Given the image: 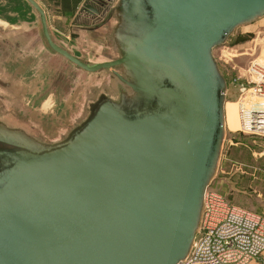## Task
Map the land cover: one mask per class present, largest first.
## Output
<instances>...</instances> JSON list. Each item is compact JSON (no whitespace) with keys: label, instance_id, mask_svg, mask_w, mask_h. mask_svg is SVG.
Instances as JSON below:
<instances>
[{"label":"water","instance_id":"95a60500","mask_svg":"<svg viewBox=\"0 0 264 264\" xmlns=\"http://www.w3.org/2000/svg\"><path fill=\"white\" fill-rule=\"evenodd\" d=\"M27 1L50 49L112 69L120 98L103 95L56 143L0 122V264H180L227 132L213 50L264 17V0H99L116 7L120 57L96 65L57 43Z\"/></svg>","mask_w":264,"mask_h":264},{"label":"crops","instance_id":"0c3cea01","mask_svg":"<svg viewBox=\"0 0 264 264\" xmlns=\"http://www.w3.org/2000/svg\"><path fill=\"white\" fill-rule=\"evenodd\" d=\"M37 1L46 11L52 36L59 41L60 35L72 37L62 45L72 54L90 65L116 58L111 21L102 2L82 0L74 7L69 0L71 9H62L61 0ZM86 3L100 13L84 11ZM55 19L66 22L64 29L55 27ZM94 49L102 57L97 63L92 59ZM108 78L51 50L39 13L27 0H0V121L22 123L21 129L47 143L62 141L83 121ZM236 108V102L226 104L227 123L235 122L230 114Z\"/></svg>","mask_w":264,"mask_h":264},{"label":"rangeland","instance_id":"374dc122","mask_svg":"<svg viewBox=\"0 0 264 264\" xmlns=\"http://www.w3.org/2000/svg\"><path fill=\"white\" fill-rule=\"evenodd\" d=\"M106 12L111 21V44L113 49L116 50L114 56L116 58L111 57L106 60L110 61L120 57V50L114 38V31L119 19L116 15V7ZM54 25L64 29L62 25H66V22L55 19ZM94 37L97 38V36ZM59 38L60 41L53 36V39L61 46L65 44L64 39H72L70 35H60ZM95 38L93 39L99 44L100 41ZM100 54L95 49L93 50L92 59H96L93 61L94 63L102 58ZM213 55L228 85L227 103L236 102L237 108L233 114H230L235 122L229 123L231 129L227 125L218 166L208 188L226 195L237 205L264 213V138L251 137L237 131L239 128L237 101L242 89L235 84L236 79H244L247 76L246 72L255 60L264 62V17L237 28L223 44L213 50ZM104 60L97 64L106 62ZM114 69L122 71L121 67ZM97 73H101L110 79L108 83L103 84L101 93L119 100L120 92L115 90L112 84L114 82L112 69L102 68ZM109 74H111V77ZM111 87H114L113 90H111ZM89 115L90 108L87 110L83 121L78 125L83 123ZM3 123L12 128L21 129L23 127L22 123L17 124L7 118Z\"/></svg>","mask_w":264,"mask_h":264},{"label":"built area","instance_id":"2783aa9c","mask_svg":"<svg viewBox=\"0 0 264 264\" xmlns=\"http://www.w3.org/2000/svg\"><path fill=\"white\" fill-rule=\"evenodd\" d=\"M246 73L235 83L242 89L237 131L264 138V62L255 60ZM180 264H264V213L208 188L198 232Z\"/></svg>","mask_w":264,"mask_h":264},{"label":"trees","instance_id":"16d2710c","mask_svg":"<svg viewBox=\"0 0 264 264\" xmlns=\"http://www.w3.org/2000/svg\"><path fill=\"white\" fill-rule=\"evenodd\" d=\"M82 0H72V4L74 5V7H77V5L81 2ZM62 9H66L69 8L71 9V5H70V1L69 0H61L60 1ZM263 139V138H261Z\"/></svg>","mask_w":264,"mask_h":264},{"label":"flooded vegetation","instance_id":"af4514ba","mask_svg":"<svg viewBox=\"0 0 264 264\" xmlns=\"http://www.w3.org/2000/svg\"><path fill=\"white\" fill-rule=\"evenodd\" d=\"M103 95H106V94L101 93L100 96L95 100V102L98 101ZM95 102H93V103H95Z\"/></svg>","mask_w":264,"mask_h":264},{"label":"bare ground","instance_id":"6f19581e","mask_svg":"<svg viewBox=\"0 0 264 264\" xmlns=\"http://www.w3.org/2000/svg\"><path fill=\"white\" fill-rule=\"evenodd\" d=\"M226 104H227V102H226ZM225 109H226V105H225ZM5 117V116H4ZM227 117V116H226ZM9 118V117H8ZM226 120H227V118H226ZM75 125V124H74ZM227 125H228V128H230V125H229V123H227ZM231 129V128H230ZM67 135V134H66ZM65 136V135H64ZM64 138V137H63Z\"/></svg>","mask_w":264,"mask_h":264}]
</instances>
